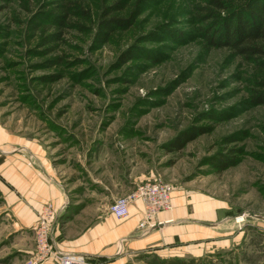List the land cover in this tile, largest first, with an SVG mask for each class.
Segmentation results:
<instances>
[{
    "label": "rangeland",
    "instance_id": "1",
    "mask_svg": "<svg viewBox=\"0 0 264 264\" xmlns=\"http://www.w3.org/2000/svg\"><path fill=\"white\" fill-rule=\"evenodd\" d=\"M211 1L0 0V160L34 157L66 196L26 227L0 174V264L37 257L43 217L52 235L149 181L171 185L157 217L182 233L110 264H264V72L204 37L227 14ZM112 18L132 25L103 30ZM145 217L142 232L167 223Z\"/></svg>",
    "mask_w": 264,
    "mask_h": 264
},
{
    "label": "crops",
    "instance_id": "2",
    "mask_svg": "<svg viewBox=\"0 0 264 264\" xmlns=\"http://www.w3.org/2000/svg\"><path fill=\"white\" fill-rule=\"evenodd\" d=\"M30 158L34 157L17 154L6 163L0 161V174L7 175L10 180V198L15 203L16 215L20 224L26 227L38 222L46 205L60 209L66 198L60 185L42 168L40 161ZM106 211L91 210L63 231L53 232L52 244L63 254L82 256L90 264H110L117 260L118 247L124 246L134 251L150 250L162 256L161 244H172L182 233L173 213L157 217L160 222L167 221L164 226L142 232L139 224L144 219L145 208L140 201L131 204L130 216L126 220H118Z\"/></svg>",
    "mask_w": 264,
    "mask_h": 264
},
{
    "label": "trees",
    "instance_id": "3",
    "mask_svg": "<svg viewBox=\"0 0 264 264\" xmlns=\"http://www.w3.org/2000/svg\"><path fill=\"white\" fill-rule=\"evenodd\" d=\"M211 3L219 10L227 11V14L210 13V19L216 20L202 30L210 45L215 48L229 49L245 60L253 61L264 72V0H233V2L212 0ZM122 7V3H117L113 10L116 11ZM110 10L108 8L103 16L109 15ZM65 19V17L61 18L59 25H63ZM131 21L112 18L102 20L101 27L113 33L118 29H129L132 25ZM103 34L105 37L109 36L107 32ZM260 87L262 90L256 92V101L262 104L264 103V84ZM195 261L192 259L159 260L158 264H200V261Z\"/></svg>",
    "mask_w": 264,
    "mask_h": 264
},
{
    "label": "built area",
    "instance_id": "4",
    "mask_svg": "<svg viewBox=\"0 0 264 264\" xmlns=\"http://www.w3.org/2000/svg\"><path fill=\"white\" fill-rule=\"evenodd\" d=\"M172 191L170 184L149 181L139 186L129 197L116 200L110 206L109 211L116 219L123 220L130 216L131 204L140 201L145 208V219L153 222L162 211L173 209ZM51 224L52 215L45 216L39 221L36 239L38 255L27 264H39L49 257H54L59 264H87V260L82 256L65 255L59 252L52 253ZM155 226V223L150 225L151 228Z\"/></svg>",
    "mask_w": 264,
    "mask_h": 264
},
{
    "label": "bare ground",
    "instance_id": "5",
    "mask_svg": "<svg viewBox=\"0 0 264 264\" xmlns=\"http://www.w3.org/2000/svg\"><path fill=\"white\" fill-rule=\"evenodd\" d=\"M238 221H240V218L238 219Z\"/></svg>",
    "mask_w": 264,
    "mask_h": 264
}]
</instances>
